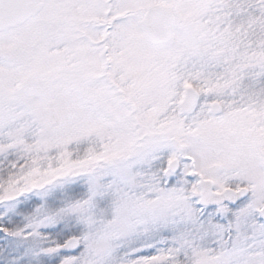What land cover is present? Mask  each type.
I'll return each mask as SVG.
<instances>
[{
	"label": "snow or ice",
	"instance_id": "1",
	"mask_svg": "<svg viewBox=\"0 0 264 264\" xmlns=\"http://www.w3.org/2000/svg\"><path fill=\"white\" fill-rule=\"evenodd\" d=\"M0 264H264V0H0Z\"/></svg>",
	"mask_w": 264,
	"mask_h": 264
}]
</instances>
